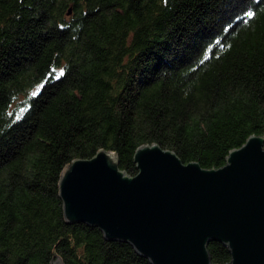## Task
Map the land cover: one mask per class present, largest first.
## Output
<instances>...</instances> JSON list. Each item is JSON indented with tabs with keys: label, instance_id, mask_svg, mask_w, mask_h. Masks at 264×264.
Segmentation results:
<instances>
[{
	"label": "trees",
	"instance_id": "obj_1",
	"mask_svg": "<svg viewBox=\"0 0 264 264\" xmlns=\"http://www.w3.org/2000/svg\"><path fill=\"white\" fill-rule=\"evenodd\" d=\"M250 133L264 134V0H0V264H50L54 245L63 264H153L65 219L63 167L104 146L134 174L153 141L219 166Z\"/></svg>",
	"mask_w": 264,
	"mask_h": 264
},
{
	"label": "water",
	"instance_id": "obj_2",
	"mask_svg": "<svg viewBox=\"0 0 264 264\" xmlns=\"http://www.w3.org/2000/svg\"><path fill=\"white\" fill-rule=\"evenodd\" d=\"M134 160L132 174L116 149L102 146L67 162L59 179L65 219L98 225L153 264H220L207 246L213 239L229 248L224 264H264V134L250 133L219 166L185 162L156 141L138 145ZM52 249L50 264H63Z\"/></svg>",
	"mask_w": 264,
	"mask_h": 264
},
{
	"label": "snow or ice",
	"instance_id": "obj_3",
	"mask_svg": "<svg viewBox=\"0 0 264 264\" xmlns=\"http://www.w3.org/2000/svg\"><path fill=\"white\" fill-rule=\"evenodd\" d=\"M248 15L251 17L253 15V13L249 12Z\"/></svg>",
	"mask_w": 264,
	"mask_h": 264
}]
</instances>
